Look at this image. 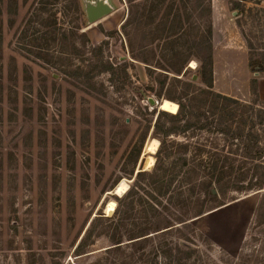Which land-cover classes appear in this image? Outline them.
Masks as SVG:
<instances>
[{
	"label": "rangeland",
	"instance_id": "1",
	"mask_svg": "<svg viewBox=\"0 0 264 264\" xmlns=\"http://www.w3.org/2000/svg\"><path fill=\"white\" fill-rule=\"evenodd\" d=\"M133 1L0 0V264H157L126 237L114 249L109 221L84 239L97 216L114 215L116 188L152 169L150 157L155 165L158 150L147 146L162 102L179 99L174 76L202 86L193 80L199 62L189 55L188 11L175 9L183 29L159 41L153 31L167 9L151 21L158 0ZM234 3L212 0L214 89L248 103L256 78L264 104V75L249 68L251 54L264 56V0H244L241 14ZM101 5L112 12L90 23L87 9ZM124 62L128 79L112 82L108 63L118 77ZM233 196L185 231L197 245L191 264H264L256 214L264 190Z\"/></svg>",
	"mask_w": 264,
	"mask_h": 264
},
{
	"label": "trees",
	"instance_id": "2",
	"mask_svg": "<svg viewBox=\"0 0 264 264\" xmlns=\"http://www.w3.org/2000/svg\"><path fill=\"white\" fill-rule=\"evenodd\" d=\"M233 1L234 10L244 13V0ZM167 2L158 0L150 10V20L154 21L167 9L162 24L153 31L160 36L154 38L160 41L179 35L183 18L173 13L176 8L186 9L190 24L189 55L199 62L195 76L202 86L183 80L179 74L174 76L175 82L182 85L180 96L164 100L160 107L162 112L156 116L153 135L160 146L155 165L150 170L132 172V185L123 196L116 198L114 215L97 216L92 222V231H88L84 239L92 236L93 228L111 227L117 251L121 250L122 238L126 237L135 250H150V256L155 257L150 263L191 264L192 249L197 245L185 231L191 229L193 221L229 200L234 201L235 194L264 190V104L256 78L251 83L252 99L248 103L215 91L212 0H172L162 8ZM172 16L175 17L173 25L168 27ZM137 18L139 23L142 17ZM128 25L129 20L121 28L126 30ZM174 44L170 52L175 54ZM250 49L252 51V46ZM123 64L117 77L118 69L108 63L106 72L112 82L128 79L127 62ZM249 68L253 73L264 75V56L256 58L251 54ZM140 154L141 151L134 148L131 157L137 160ZM263 207L264 196L256 211L260 224L264 225ZM102 221L111 224L107 227ZM131 222L132 228H128ZM123 229L126 234H122ZM159 255L164 257V263L158 261Z\"/></svg>",
	"mask_w": 264,
	"mask_h": 264
},
{
	"label": "water",
	"instance_id": "3",
	"mask_svg": "<svg viewBox=\"0 0 264 264\" xmlns=\"http://www.w3.org/2000/svg\"><path fill=\"white\" fill-rule=\"evenodd\" d=\"M111 12H112L111 8L108 7V6H105V5H101V6H90L87 9L88 18H89L90 23H92V24L100 21L102 18H104L105 16L109 15ZM193 80L194 81H197V76H194ZM148 102L153 107H156V106L159 107V104H160L154 98H149L148 99ZM128 189H129V187H128ZM117 196L118 197H121L119 195H117Z\"/></svg>",
	"mask_w": 264,
	"mask_h": 264
},
{
	"label": "bare ground",
	"instance_id": "4",
	"mask_svg": "<svg viewBox=\"0 0 264 264\" xmlns=\"http://www.w3.org/2000/svg\"><path fill=\"white\" fill-rule=\"evenodd\" d=\"M191 67L194 69L196 68L195 62H192ZM159 146H160V143L158 140L155 139L153 141H150L149 145L147 146L148 153L155 154ZM153 164H154V159L150 157L149 166L152 167ZM127 189H128V186L125 184V181H124L116 188L115 193L116 195L122 196L124 193L127 192ZM114 207H115V203H111L108 211L112 212L114 210Z\"/></svg>",
	"mask_w": 264,
	"mask_h": 264
}]
</instances>
